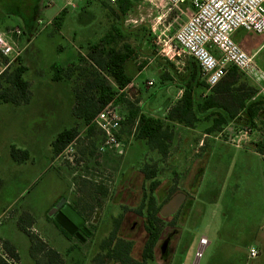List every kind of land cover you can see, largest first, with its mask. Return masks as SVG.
Here are the masks:
<instances>
[{
	"label": "rangeland",
	"instance_id": "rangeland-1",
	"mask_svg": "<svg viewBox=\"0 0 264 264\" xmlns=\"http://www.w3.org/2000/svg\"><path fill=\"white\" fill-rule=\"evenodd\" d=\"M72 1L78 2V8L67 13L60 31L52 22L54 15L64 5L62 0H41L33 30L24 19L30 13L27 11L24 14V2L0 0V30H21V34H14L10 42L14 41L21 50L31 96L28 103L20 105L0 102V244L3 245L0 247V256L6 260L2 256L6 254L10 260H14V264H38L31 254L29 235L20 227V218L24 213H30L33 217L31 231L58 250L64 264H97L91 258L99 252L97 248L87 257L88 249L83 248L77 239L68 240L56 227L50 212L57 200L59 202L68 197L78 209L87 205L91 212L89 219L95 225V231L99 232L98 242H101L114 230V221L119 217H127L125 222L129 228L132 215L126 216L127 210L122 206H130L133 199L137 206L140 204V187L137 185L132 188L130 185L140 184L145 179L143 168L146 165L156 168L155 179L161 183L156 195H160L162 201L166 200L164 193L168 191V196L174 185L189 190L198 170L191 169V152L182 156L177 152L176 144L182 140V136H178L181 134L179 129H176L170 143L168 157L144 147L143 141L136 139L135 128L129 122L123 124L119 135L121 142L126 145L125 152L101 154L98 152L103 139L101 132L95 128L89 135L87 127L72 115L74 92L94 70L87 58L91 43L103 38L115 25L127 31L126 40L120 46L127 42L137 52L158 53L161 58L168 59L161 53L165 50L170 55L171 52L167 45L159 42V37L173 34L185 23L192 8L188 5L173 7L168 0H130L134 4L121 18L115 11L116 5L110 4L108 0ZM235 40L250 53L258 52L259 66L264 70V37L240 29L235 34ZM0 62H6L1 52ZM54 62L66 68L61 81L53 79L51 65ZM71 64L77 66L67 69ZM176 65L181 68L183 64L178 62ZM149 67L142 78H153L155 85L144 88L143 96L139 98L154 101L155 106L159 107L169 95H165L156 64ZM108 80L113 84V78L108 77ZM126 103L129 109V103ZM75 125L80 129L77 139L61 154L54 156L51 143L57 134ZM199 125L195 139L190 136L184 139L197 143L206 132L204 128L207 123ZM246 127L250 128L243 123L235 124L221 134L215 133L213 138L206 137L213 142L210 147L213 154L198 192L200 199H196L199 210L192 217L188 214L180 216L178 225L181 233L175 238L166 259L159 253L150 264H210L211 256L213 259L221 245L222 236L210 247L204 248L206 244L201 242L199 248L201 235L209 228H221L223 232L234 229L239 239L246 237L254 222L250 218L261 212L264 206V162L255 155L237 150L236 142L230 138L238 136ZM260 133L264 136V112L247 135L246 144L259 148L256 144ZM207 139L204 144L208 142ZM225 141L227 144L223 143ZM12 145L29 150L30 158L23 162L15 161L10 152ZM90 151L93 153L90 154ZM181 158L185 165L183 169L180 164H176ZM233 182L241 185L235 192ZM99 183L108 189V197L91 195L95 184ZM162 188L167 191H160ZM213 196L215 199L212 200ZM121 200H124V205L117 206ZM128 200H131L130 204ZM105 218L107 221L110 218L106 226ZM146 236L142 234L133 241L135 258L140 256ZM3 240H8L16 247L19 259L9 254ZM199 252L201 256H198Z\"/></svg>",
	"mask_w": 264,
	"mask_h": 264
},
{
	"label": "trees",
	"instance_id": "trees-1",
	"mask_svg": "<svg viewBox=\"0 0 264 264\" xmlns=\"http://www.w3.org/2000/svg\"><path fill=\"white\" fill-rule=\"evenodd\" d=\"M26 4L29 16H24L25 21L30 22L40 8L41 0H21ZM134 1L120 0L115 6V11L122 18L133 6ZM67 18V11L62 10L53 19V25L60 30ZM126 32L122 28L113 26L112 29L97 42L91 43L87 58L92 63V75L84 80L81 87L74 92L73 115L82 125L87 127V133L91 135L95 127L91 125L97 113L123 90L133 77L128 71V63L136 54L135 48L130 44H119L126 40ZM146 64L141 65L143 67ZM77 66L71 64L67 69ZM55 81L63 80L62 72L66 69L63 66L54 64L53 68ZM27 67L23 64L22 56H19L10 68L0 75V102L20 105L30 101V82L25 79ZM184 85L181 99L170 109L165 118L156 117L151 114L140 112L134 104L128 102L123 94L118 97L120 102L129 103V114L127 122L135 127V137L142 140L146 146L157 151L163 157H167L170 151V143L174 138V130L168 121L181 123L186 126H195L201 122L202 116L206 120L212 121V125L207 129L208 133L221 131L231 121L238 124H246L253 128L257 125L264 112V96L258 94V87L241 70L235 66L229 67L224 78L207 94L198 95L196 90L199 87L208 85L202 78L198 63L193 59L190 66L186 64L185 72L178 73ZM108 77L114 79L117 85L115 88ZM80 134L78 125L71 126L60 131L55 140L51 143L54 156L61 154ZM120 139V137H119ZM259 151L264 153V141L256 144ZM11 156L15 161L23 162L30 158L29 150L21 149L12 145ZM93 152L90 151V154ZM146 179H153L157 176L156 168L146 165L143 168ZM155 185H153L154 187ZM155 210L151 214V222L148 230L151 232L148 241L143 249V262L135 260L131 256L132 243H125L118 239L113 232L109 240L101 245V251L97 253L96 260L107 263L113 260L122 264H148L154 260V246L156 245L159 230L154 229L156 224ZM20 227L29 235L31 240V254L38 264H64L61 253L31 231L33 217L30 213H24L20 218ZM55 222V221H54ZM56 227L68 239V233L55 222ZM116 240V241H115ZM3 244L9 254L15 259H19L16 247L8 240H3ZM105 260V261H104ZM99 262V264H100ZM0 264H9L0 256Z\"/></svg>",
	"mask_w": 264,
	"mask_h": 264
},
{
	"label": "built area",
	"instance_id": "built-area-1",
	"mask_svg": "<svg viewBox=\"0 0 264 264\" xmlns=\"http://www.w3.org/2000/svg\"><path fill=\"white\" fill-rule=\"evenodd\" d=\"M108 1L112 5H117L120 0ZM168 1L173 7L190 4L192 11L185 23L173 34L160 35L159 42L162 41L164 46L167 45L171 52L169 55L163 50L162 55L173 60L178 58L181 64H183L182 58L184 56L194 59L198 63L202 78L206 81L209 89L224 78L229 67L235 66L252 78L258 86V94L264 96V70L259 66L258 52L250 53L234 37L240 29L264 37V0ZM67 2V5L72 4L70 1ZM14 34L19 36L21 30L19 28L10 30V32L0 30V52L6 58L5 63L0 62V75L21 54L19 46L14 41L10 42ZM149 84L152 85L153 82L150 81ZM123 92L124 89H119L116 97L105 105L91 122V125L99 130L103 136L98 148V152L101 154L119 151L123 146L119 134L126 120V115L116 103ZM251 129V127H246L238 136H232L231 141L236 142V145L246 142ZM201 242L206 244L207 239L202 238ZM2 246L0 244V247ZM250 254L256 256L258 250L252 249ZM201 255L202 253L199 252L198 256ZM2 256L10 264H14V260H10L6 254H2Z\"/></svg>",
	"mask_w": 264,
	"mask_h": 264
},
{
	"label": "crops",
	"instance_id": "crops-1",
	"mask_svg": "<svg viewBox=\"0 0 264 264\" xmlns=\"http://www.w3.org/2000/svg\"><path fill=\"white\" fill-rule=\"evenodd\" d=\"M62 1H63L64 5L62 6V8H60L59 12H57L54 15L53 19L62 10H66L67 13H69L72 10L74 11L76 8H78V2H76V1L69 0L70 2H72V4H70V5H67L66 2H64V0H62ZM185 5H188L189 8L190 7L192 8V6L190 4H185ZM39 10H40V8L37 10V12ZM36 16L38 17V14H36ZM35 18L36 17H34V19ZM34 19L32 21L28 22V26L31 30H33L35 28L34 27V24H35ZM40 19H37V20L39 21ZM51 21L52 20H50L49 23H51ZM25 22L27 24V21H25ZM64 24H63V26H64ZM62 29H63V27L60 29V31ZM72 55L73 54H71V56ZM169 59L170 58H168V59L161 58L160 55H158V53L157 54H152V53L150 54V53H146V52L145 53L136 52V54L130 59V61L128 63V71L132 75L133 79H132L131 83H129L127 85V87H125L124 92H123V97L128 102H131L132 104H134L136 108H139L141 113L144 112V113L156 116V117L165 118L166 115L168 114V112L170 111V109L172 107H174L176 105V103L181 99V97L183 95V91H184V85H183L182 80L179 78L178 73L183 74L185 72L186 64H188L190 66L193 59L189 56H184V58H182L183 59V65L181 68H179L176 65L177 62H179L178 58H175V60H173V59L169 60ZM54 64H57V63L56 62L52 63L51 68H53ZM143 64H146V65L141 67V65H143ZM152 64H156V69H158L160 71L161 82H162V85L164 86V89H165V95L170 96V97L167 96V100L162 102V104H160L159 107L155 106L156 103L154 101L150 102L151 100L149 101V100H143V98H139L140 96H143L144 88L149 89L150 86L155 85L153 78H148V77L142 78L145 70L147 68H151L149 66H151ZM250 80L253 81L252 79H250ZM150 81L153 82L152 85L149 84ZM112 85L115 88H117V85L114 81H113ZM205 90H207V91H205ZM209 91H210L209 87L208 88L199 87L196 90L198 95H200L201 93L205 95V94L209 93ZM136 94L138 97L136 96ZM150 99H153V98H150ZM132 101L135 103H133ZM73 106H74V103L72 105V115H73ZM118 106H119V108H121V110L124 112V114L126 115V118H127L128 114H129V109L127 108V103H125V102L120 103L119 102ZM122 106L124 108H126L127 110H124L122 108ZM73 117L76 118L74 115H73ZM202 119L203 120L199 123H203V124L207 123V126H205V128H204V130L206 132L203 133L201 139L198 140L197 143L192 142V141L189 142V141H187V139H184V138L190 136V137H192V139H195V133H196L198 127L200 126L199 123H197L195 126L192 127V126H186V125L181 124V123L168 121L167 119H165L166 123H169L172 126L174 125V127H173L174 135L176 134V129H179V132L181 131L182 135L180 134L178 136H182L181 137L182 140H180L176 144L177 152H179L181 154V156L184 153L189 154V152H191V154L193 156V158L191 160V162H192L191 163V169H192V171L198 169L195 176L193 177L194 178V180H193V182H194L193 192H195L193 194V196L197 200L200 199V194L198 192L200 190L202 179L204 178V175L206 173L207 166L209 165L211 156L213 154V151L210 148L213 145V142H212V140H209L206 137L213 138L212 135H214L215 133L221 134V132L223 130H225L227 128L228 129L231 128L232 125L233 126L235 124L238 125V123H236L235 121H231L221 131L208 133L207 129L212 125V121L206 120L204 118V116H202ZM125 123H127V120H125L124 124ZM121 131H122V129H121ZM121 131H120V133H121ZM262 135H263L262 133L259 134L258 142L264 141V136H262ZM214 138L217 139V137H214ZM196 139H197V137H196ZM206 139L208 140V142H206V144H204V141ZM223 143L227 144L226 141ZM246 143L247 142L243 143L242 145H236V149L239 151H241V150L244 151L247 155L248 154L255 155L256 157H259L261 162H264V153L260 152L257 147L254 148L250 145H247ZM144 145H145L144 147L148 148L145 143H144ZM125 146L126 145L123 143V146L121 149H119L118 153H120V154L124 153L125 149H126ZM169 153H170V151H169ZM167 157H168V155H167ZM176 164L177 165L180 164L181 169H183V166H185L183 158H181L179 160V162L177 161ZM230 166H232V161L230 162ZM263 173H264V171H262V174ZM193 182H192V184H193ZM196 182H197V184H195ZM232 187H233V191L235 192L237 189H239L241 187V185L239 184V182H233ZM211 199L212 200L215 199V196H213V198L211 197ZM198 210H199V206L198 207L195 206L194 214L197 213ZM197 217L200 218V215ZM250 219L254 220V222L251 226L252 228L249 230L248 234L243 239H239L236 236L237 233H236V230H234V229H232L231 231H224L223 232V229H221V228H219V229L209 228L206 233L201 235L202 238L207 239V243H206L204 248L210 247V245L215 243V240L217 241V239H219L222 236L221 245L219 246V249H217L218 251L214 255L213 259L211 256V258L209 260L211 262L210 264H264V206H263L261 212H257ZM200 246H201V240H199V248H200ZM252 249L258 250V254L256 256H251L250 252ZM211 259H212V261H211Z\"/></svg>",
	"mask_w": 264,
	"mask_h": 264
},
{
	"label": "flooded vegetation",
	"instance_id": "flooded-vegetation-1",
	"mask_svg": "<svg viewBox=\"0 0 264 264\" xmlns=\"http://www.w3.org/2000/svg\"><path fill=\"white\" fill-rule=\"evenodd\" d=\"M130 183V182H129ZM140 184L136 185H130V187H136L137 185L140 187V191L142 193V199L140 202V206L136 205L135 199L132 200L133 204H130L131 200H128L127 203L130 204L127 207L122 206L124 210H127L125 213L126 216L128 214L132 215L130 217V224L129 228L127 227V222L125 220L127 217H124L121 219L119 217L118 220L114 221V230L110 232L107 236V238L103 239L101 242H98V234L97 231H95V225H93L89 219L90 216V209L88 208L87 205L83 209H78V207L75 206V204L69 200L68 197H66V202L60 207L62 208L65 204H70L81 216L78 221L80 222L79 226H73L71 227V230L73 231V234L68 233V240L77 239L81 246L83 248L88 249L87 252V257H90L91 254L90 252L94 249H98V251H101V245L104 241H108L110 236L112 235L113 232L116 233V236L118 239H122L125 243H132V250H131V256L133 257V262L135 260H138L139 262H143V249L148 241L151 232L148 230V227L150 226L151 222V214L153 210H155V217L157 219L156 224L154 225V229L159 230V236L156 242V245L154 246V260L157 259L158 254H162V257L166 259L165 257L168 255L170 248L174 245L175 238H177L180 235V228H179V219L180 216L184 214H188V216L192 217L194 214L195 206H196V199L194 198L192 191L194 190L193 184L190 185V189L187 190L185 188H178L180 187L179 185H174V188L170 191V193L167 196V189L163 190V188L160 191H164L166 193L165 197L166 200L161 199L160 195H156V191H158V187L160 186V181L156 180L155 178L153 179H144ZM95 188H93V192L91 195L93 196H98V198L101 197H108L109 191L108 189L103 185V184H95ZM153 185H155L153 187ZM88 186V185H87ZM162 193V194H163ZM117 195H120L119 192L116 193ZM126 194V193H124ZM122 195V199L123 196ZM179 194H184L185 197L183 198L179 208L172 214H167L164 212L168 211H163L164 206L176 195ZM161 200H159V197ZM193 196V197H192ZM58 200L54 204V207L57 205ZM120 203L117 205V203H114L115 205L119 206L120 204L124 205V200L119 201ZM111 206V205H109ZM60 208H58L57 211H55L54 215L57 214L60 211ZM120 208V207H119ZM122 208H120L122 210ZM129 209V210H128ZM109 210L107 209V213ZM106 213V214H107ZM54 215L51 216V218L55 221ZM56 222V221H55ZM57 223V222H56ZM110 223V218L107 221L105 218V226ZM58 224V223H57ZM59 225V224H58ZM60 226V225H59ZM102 228V225H101ZM99 228V230L101 229ZM106 229V228H105ZM146 234V238L143 242V249L138 258H135L133 255V250H134V243L133 241L139 238L140 235ZM192 237V236H191ZM116 241V240H115ZM98 253V252H97ZM96 253V255H97ZM96 255H94L92 260L94 263L99 264V262L96 260ZM105 261V260H104ZM153 261V260H151ZM151 261H148V264H150ZM122 264L118 262H113V260L107 261L106 264ZM100 264H104V262H100Z\"/></svg>",
	"mask_w": 264,
	"mask_h": 264
},
{
	"label": "water",
	"instance_id": "water-1",
	"mask_svg": "<svg viewBox=\"0 0 264 264\" xmlns=\"http://www.w3.org/2000/svg\"><path fill=\"white\" fill-rule=\"evenodd\" d=\"M185 197L184 194H179L174 196L163 208V211L167 214L174 213L180 206L183 198ZM66 202V199H61L57 205L53 208V210L50 212V216H53L55 211L58 210L64 203ZM80 214L70 205L65 204L62 208H60V211L54 215L55 221L69 234H73V231L71 230V227L73 226H79L80 222L78 219H80Z\"/></svg>",
	"mask_w": 264,
	"mask_h": 264
}]
</instances>
